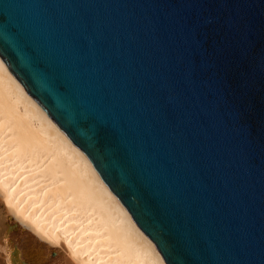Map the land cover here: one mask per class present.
Listing matches in <instances>:
<instances>
[{"label":"water","instance_id":"water-1","mask_svg":"<svg viewBox=\"0 0 264 264\" xmlns=\"http://www.w3.org/2000/svg\"><path fill=\"white\" fill-rule=\"evenodd\" d=\"M0 59L166 264H264V0H0Z\"/></svg>","mask_w":264,"mask_h":264},{"label":"bare ground","instance_id":"bare-ground-1","mask_svg":"<svg viewBox=\"0 0 264 264\" xmlns=\"http://www.w3.org/2000/svg\"><path fill=\"white\" fill-rule=\"evenodd\" d=\"M0 202V264H166L1 59Z\"/></svg>","mask_w":264,"mask_h":264},{"label":"rangeland","instance_id":"rangeland-1","mask_svg":"<svg viewBox=\"0 0 264 264\" xmlns=\"http://www.w3.org/2000/svg\"><path fill=\"white\" fill-rule=\"evenodd\" d=\"M13 229H14V228H11L10 231H12ZM55 247H56V248H55ZM58 250H59V251H58ZM56 251H57V254L54 253V252H56ZM62 252H63L62 249H61V248L59 249L58 246H52V247H51V250H50V258H51V259H54L55 256L57 257V255L61 256L60 253L62 254ZM53 257H54V258H53Z\"/></svg>","mask_w":264,"mask_h":264}]
</instances>
